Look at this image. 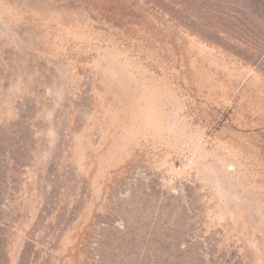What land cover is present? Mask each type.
<instances>
[{
    "label": "rangeland",
    "instance_id": "rangeland-1",
    "mask_svg": "<svg viewBox=\"0 0 264 264\" xmlns=\"http://www.w3.org/2000/svg\"><path fill=\"white\" fill-rule=\"evenodd\" d=\"M0 264H264V0H0Z\"/></svg>",
    "mask_w": 264,
    "mask_h": 264
}]
</instances>
